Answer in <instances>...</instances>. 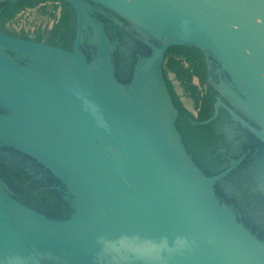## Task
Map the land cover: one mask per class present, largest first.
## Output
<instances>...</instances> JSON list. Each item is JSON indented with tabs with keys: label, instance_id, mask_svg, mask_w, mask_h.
Returning <instances> with one entry per match:
<instances>
[{
	"label": "water",
	"instance_id": "water-1",
	"mask_svg": "<svg viewBox=\"0 0 264 264\" xmlns=\"http://www.w3.org/2000/svg\"><path fill=\"white\" fill-rule=\"evenodd\" d=\"M65 1L76 23L60 0L0 4V264H264V239L239 219L264 215L239 216L215 191L234 165L196 164L212 149L195 126L207 122L206 81L191 76L195 54L173 47L217 65L224 79L212 86L236 111L224 108L264 150V0ZM85 1L131 24L149 52L129 68L128 35L109 25L114 48L99 22L94 52ZM74 23L71 50L9 36L65 45ZM247 191L242 203L260 199Z\"/></svg>",
	"mask_w": 264,
	"mask_h": 264
},
{
	"label": "flooded vegetation",
	"instance_id": "flooded-vegetation-1",
	"mask_svg": "<svg viewBox=\"0 0 264 264\" xmlns=\"http://www.w3.org/2000/svg\"><path fill=\"white\" fill-rule=\"evenodd\" d=\"M12 1L15 0H0V4L2 6L4 5L6 6ZM60 1L72 8L76 23V13L74 11V8L67 1L65 0H60ZM85 2L86 3H83L82 5L84 9L83 13L85 15L84 19H86V21H84V26L82 31V41L85 39L86 36V41L88 42V45L94 49V52L97 49L96 47L98 44V34H99L98 22L101 24V29L103 30L104 34L109 39V41L111 43L112 42L116 43L114 44L115 45L114 48L120 47L119 39L117 37L118 35L117 31H122L126 33V35H128L130 39V42L127 43V46L128 47L130 46L129 48L130 62L128 63L129 68H131L136 63L138 54L145 55L149 52V46L147 44L151 41L146 40V42H143L140 33L137 32L136 29L131 24H129L128 22L122 19L117 18L113 13H111L109 10L103 7L97 6L88 1ZM75 23L71 35L72 39L68 38L67 44L59 45V46L50 44L45 40H37L32 36L22 37V36L9 35L5 32L4 33L9 36H13L15 38L34 41L38 43H44L46 45H51L66 50H71L72 42L75 34ZM109 25H111V27H114V29H116L115 31L117 35H110V33L108 32V29L110 27ZM0 31L2 30L0 29ZM173 47L175 48L178 47L179 49L180 48L189 49L195 54V57L190 60V63H192L191 67L193 68V70H191L192 72L191 76L192 77L195 76L198 81L200 80L206 81V86L204 87L203 89L204 91L202 92V94L205 95L201 102L200 111L202 112V114L206 115L205 120H207V122L204 124H199L198 122H202V121L198 120L197 122H195V126L196 125L207 126L208 129L207 137L208 138L210 137L209 142L212 145V149L208 153L209 156H207L208 157L207 165L205 167H201L199 163L196 161L197 166L200 169H202V171L205 174H212L222 170L228 165L231 166L233 164L234 166L229 172V174L222 179L221 185L215 186V191L217 192V194H220L224 198L223 202L226 205L230 206L231 209L235 211L237 215L239 214V216H243V214L256 215V216H259L261 214L264 215V150L262 149L263 148L262 143H260L255 137L243 131L240 128V124L238 123V121H235V119L224 108L223 105H227L230 108L234 109L231 103L223 96V94L220 93L216 87L212 86L211 80H213L215 83L220 84L222 79H224L223 74L217 70L218 69L217 65L213 63V61H211L209 57H206L199 50L185 46H173ZM168 50L165 53V58L162 65L161 73L165 81L167 92L172 102L174 103V106L177 108L176 125L179 128L178 122L182 118V115L184 113L178 102L173 99L171 95V91L169 89L166 68L167 65H169L171 59L170 57H168ZM4 52L13 61L19 63L20 65H23L27 68L31 66L30 60L26 58L19 59L20 55H18L16 52L11 51L9 49H4ZM110 56H111V60L114 61L111 52H110ZM87 61L88 62L90 61L88 56H87ZM112 64L114 63L112 62ZM129 72L127 69L126 72L127 77L129 75ZM118 79L121 83H125L121 78ZM2 113L4 112L0 109V114ZM198 115H200L199 112ZM0 150H5V148L0 147ZM9 151H12V149H9ZM194 158L196 160V157ZM1 168L2 170H4V172L6 171L5 170L6 166L3 165L2 163H0V172L2 171ZM0 180H2L1 177ZM247 189H251L253 191L252 194L258 193L257 197L260 198L257 200L252 199V201L254 202L252 205L247 203L246 204L242 203L238 194L239 191L242 194L244 193L245 195H248V197H250L251 193L248 192ZM12 195L17 200L27 205L18 196L14 195L13 193ZM32 208L40 212L46 213L48 216L54 218H64L67 216V212L65 213L64 210L61 211L62 213L51 214L47 211H42L36 207H32ZM239 219L242 222V224L251 231L252 234H254L260 240L264 239V222L260 224L257 221L256 224H250L247 223L241 217H239Z\"/></svg>",
	"mask_w": 264,
	"mask_h": 264
}]
</instances>
